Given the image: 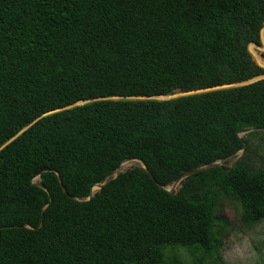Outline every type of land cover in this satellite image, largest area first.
I'll return each instance as SVG.
<instances>
[{
    "label": "trees",
    "instance_id": "obj_1",
    "mask_svg": "<svg viewBox=\"0 0 264 264\" xmlns=\"http://www.w3.org/2000/svg\"><path fill=\"white\" fill-rule=\"evenodd\" d=\"M263 26L264 0H0V264H222L218 200L264 219V130L237 135L264 128V78L153 97L263 74ZM129 157L152 177L85 200Z\"/></svg>",
    "mask_w": 264,
    "mask_h": 264
},
{
    "label": "rangeland",
    "instance_id": "obj_2",
    "mask_svg": "<svg viewBox=\"0 0 264 264\" xmlns=\"http://www.w3.org/2000/svg\"><path fill=\"white\" fill-rule=\"evenodd\" d=\"M256 46L263 48L260 52L262 55L264 52V26L261 28L260 43H250L248 45L249 51L255 57L254 50H257ZM261 65L264 68V64ZM237 157L238 153L225 159L223 164L230 166ZM134 165H139V162L129 161L123 169ZM217 208L219 214L227 220L221 248L222 264H254L263 255L264 219L253 227L244 225L240 219V208L228 198H220Z\"/></svg>",
    "mask_w": 264,
    "mask_h": 264
},
{
    "label": "water",
    "instance_id": "obj_3",
    "mask_svg": "<svg viewBox=\"0 0 264 264\" xmlns=\"http://www.w3.org/2000/svg\"><path fill=\"white\" fill-rule=\"evenodd\" d=\"M261 33V31H260ZM251 43H254V42H251ZM256 44V43H255ZM253 56V55H252ZM262 58H263V55H261ZM254 58V57H253ZM255 62L260 65L262 67L261 64H259L257 62V60L254 58ZM264 60V58H263ZM264 78V74H259L257 76H254L250 79H247V80H244V81H241V82H236V83H231V84H223V85H220V86H213V87H209V88H205V89H199V90H192V91H183L181 88H178V87H175L173 88L169 93L167 94H162V95H159V96H156V97H153V98H157V99H169V98H173V97H177V96H181V95H186V94H191V93H196V92H202V91H208V90H212V89H218V88H223V87H230V86H236V85H242V84H248V83H251V82H254L256 80H259V79H262ZM116 98V97H114ZM137 98H152V96L150 97H146V96H139ZM87 100H84V101H78L76 104L78 103H83ZM257 129H261V130H264V128H247V129H243V130H240L238 131L237 135L238 137H242L245 133L251 131V130H257ZM22 131V130H21ZM18 132L14 137H16L19 133ZM13 137V138H14ZM13 138H11L10 140H8L5 144H7L9 141H11ZM4 144V145H5ZM3 147V146H2ZM245 148H246V142H243V146L241 147L240 150H238L236 153H238V157L231 163L230 166H232L236 160L243 154V152L245 151ZM235 153V154H236ZM231 157V156H230ZM229 157H225V158H222V159H219V160H216L214 162H211V163H208V164H204V165H201V166H198L196 168H193V169H190L188 171H185L183 174H181L178 178H176L173 183L171 184L170 187H165V186H161L163 189L169 191L170 193H174L178 190L182 180H184L185 178H187L188 176L192 175V174H195L199 171H202V170H205V169H209L211 167H214V166H218V165H222L223 164V161L225 159H227ZM130 160H137L139 162V164L145 169V171L152 177L151 173L149 172V170L147 169V167L145 166V164L142 162L141 159L139 158H135V157H129V158H125L123 159L119 165L117 166V168H115L109 175H107L102 181L100 182H96L94 183L90 190H89V194L88 196L85 198V200H89L93 197V195L98 192L105 184H107L111 179H113L114 177L117 176V174L119 172H122L124 171L125 169H123V164L129 162ZM57 176H58V173H57ZM59 178V176H58ZM39 175L35 176L33 179H32V182L35 183L36 185L44 188V186L39 182ZM60 181V180H59ZM60 186L62 187L63 191L64 188H63V185L60 181ZM42 223V219L40 220L39 222V226L41 225ZM25 227H28V228H31V226L29 224H24Z\"/></svg>",
    "mask_w": 264,
    "mask_h": 264
},
{
    "label": "bare ground",
    "instance_id": "obj_4",
    "mask_svg": "<svg viewBox=\"0 0 264 264\" xmlns=\"http://www.w3.org/2000/svg\"><path fill=\"white\" fill-rule=\"evenodd\" d=\"M130 161H133V160H130ZM134 161H137V160H134ZM127 163H128V162H127ZM127 163H125V164H127ZM125 164H123V167H122V168H124Z\"/></svg>",
    "mask_w": 264,
    "mask_h": 264
}]
</instances>
